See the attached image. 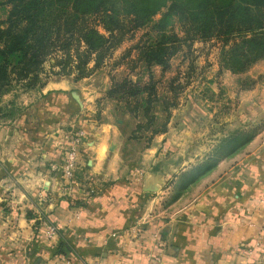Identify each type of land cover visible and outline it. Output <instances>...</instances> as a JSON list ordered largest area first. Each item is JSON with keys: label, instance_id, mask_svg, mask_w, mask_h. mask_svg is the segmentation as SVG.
Segmentation results:
<instances>
[{"label": "crops", "instance_id": "crops-1", "mask_svg": "<svg viewBox=\"0 0 264 264\" xmlns=\"http://www.w3.org/2000/svg\"><path fill=\"white\" fill-rule=\"evenodd\" d=\"M251 71L264 76V60ZM150 72L154 79L166 73L159 66ZM109 74L50 80L37 92L40 102L3 96L0 264H264V207L255 203L264 199V131L191 182L195 169L215 157L206 156L196 130L203 104L174 109L166 132L135 140L136 121L106 98ZM148 79L145 72L142 80ZM257 95V116L264 119V82ZM255 108L243 112V126H264ZM80 113L90 118L80 120L81 166L66 184L53 167L64 156L61 133ZM171 181L185 192L169 203ZM48 225L57 230L52 240Z\"/></svg>", "mask_w": 264, "mask_h": 264}, {"label": "trees", "instance_id": "trees-1", "mask_svg": "<svg viewBox=\"0 0 264 264\" xmlns=\"http://www.w3.org/2000/svg\"><path fill=\"white\" fill-rule=\"evenodd\" d=\"M4 4L9 11L6 19L0 20V99L14 86L23 90L41 86L43 65L58 51L63 57L55 64L61 74L68 75L73 70L77 79L87 77L104 64L126 36L162 14L153 26L155 38L133 46L136 57L128 69L132 73H136V67L141 69L136 79L123 76L112 80L106 92V98L135 119L131 132L135 140L146 133L150 142L166 131L170 112L177 106L176 91L171 86L170 95L160 97L158 81L150 69L159 66L166 72L183 45L217 40L221 44V68L232 74L245 73L264 60V0H7ZM168 18L177 19L183 36L167 32ZM145 72L147 82L142 80ZM3 111L0 105V117ZM157 112L162 114V120L157 118ZM253 137L254 134L232 137L218 159L195 169L191 182Z\"/></svg>", "mask_w": 264, "mask_h": 264}, {"label": "rangeland", "instance_id": "rangeland-1", "mask_svg": "<svg viewBox=\"0 0 264 264\" xmlns=\"http://www.w3.org/2000/svg\"><path fill=\"white\" fill-rule=\"evenodd\" d=\"M5 1L7 0H0V3H2V5H0V20H5L6 15L9 11V7L4 4ZM161 16V13L156 14L151 18L150 22L145 25V27L139 28L126 36L124 38V41L112 51L111 55L108 58L105 59L104 64L98 69L91 72L85 78L92 80L97 78L99 74L101 75L109 72V75L112 76V80H117L122 76H129L131 80L134 81L136 79V73L141 69L136 67V73H132L129 72L130 70H127L129 66H131L130 61L135 59L136 57V51L133 46L139 41L141 42L151 38H155L156 30L153 28V26L158 24ZM166 26L168 33H175L179 37L183 36L177 19L168 18ZM129 50V55L126 56V52ZM220 50L221 44L218 43V41L215 39L204 42L196 41L190 47L183 45L181 50L171 59L170 68L166 71V73L163 74L160 79H155L158 81L157 92L159 95L164 94L166 90L169 93V91L171 90V86L176 91L175 103H177V106L174 109L180 108L186 103H189L190 107L192 108L195 106L194 104L198 102L203 104V107L206 110L205 116L204 119H202L203 122L199 127H197L196 130L197 133L201 135L203 145L206 146L208 150L206 156L211 155L212 152L213 156H215L214 158L210 159L211 161L218 159V157L221 156L220 150H222V147L226 145V143L232 137L241 136L243 134H254V137H256L264 131V126L257 121H253L250 125L247 126H243V123L241 122L244 111L252 107H258L259 102L257 97H259V95H257V91L259 90V87L263 85L264 76H258L256 75V73L252 72V67H250L245 73L242 74H233L234 76L230 75L229 77L222 76L221 71L228 70L221 68ZM62 57V52L58 51L53 53L46 60L43 65V73L40 75L41 86L28 90H23L18 86H14L12 90L8 92H12L14 97L16 96V94H20L17 95V104L20 102V104H23V101H26L27 103L32 101L35 103V101L38 100L40 102L37 92L46 85V82L50 80H58L60 77H70L78 81L84 79H77L76 73L73 70L68 75L61 74L60 68L56 66L55 62L62 59ZM89 67H92V63L89 64ZM126 67L128 68L126 69ZM171 83L173 85H171ZM237 88H239V90L251 89V91L255 92L251 97H249V95L244 97L242 95L240 96L238 93L236 94L235 90ZM0 101L3 102V96ZM99 104L100 101L98 102V106ZM243 106H250V108L246 109ZM215 108L218 109L216 110ZM256 108L255 111L252 112V115H254V118H257L256 120L258 121L264 120L262 119L263 116H261V119L257 116L258 109L256 110ZM174 109L171 110L170 117ZM157 118L159 120H162V114L158 115ZM96 119L98 120L97 116ZM80 120L89 121L90 118L87 116H83L82 113L76 114L69 120L68 128L63 130V132L61 133L63 145L61 150L64 155L66 151L65 149L69 144V135L67 134L70 131L72 132L73 129L82 128ZM214 122H216L217 124H215ZM212 123L214 124L213 127ZM148 135L149 134L145 133L138 140L145 142L147 141ZM213 136H217L216 139H214ZM196 140L199 141L198 137L196 138ZM212 140L213 143L211 142ZM217 140L220 143H218ZM217 143L218 148L216 147ZM243 148L244 146L240 149ZM216 150H219V153L215 152ZM222 159L223 158H220L218 161H222ZM198 161L201 160H197V162ZM61 164L62 161L60 162V164H56V166H61ZM173 182L174 181H171L169 184V194L166 197V202L169 203H171L174 199L179 197V195L185 192L183 188L184 185L181 186L179 184L180 182L178 183L177 181L176 185L174 186ZM190 193L191 194H189L188 196L193 194L192 192Z\"/></svg>", "mask_w": 264, "mask_h": 264}, {"label": "built area", "instance_id": "built-area-1", "mask_svg": "<svg viewBox=\"0 0 264 264\" xmlns=\"http://www.w3.org/2000/svg\"><path fill=\"white\" fill-rule=\"evenodd\" d=\"M68 147L65 149V155L62 160L61 166H54L53 169L58 171L62 180L66 184L75 182L76 172L80 170L81 160L80 152L84 146L85 132L82 128L73 129L68 132ZM259 206L264 207V199H258L255 202ZM57 230L54 226L48 225L45 228V236L47 240H52L56 237ZM90 264H102L100 260H93Z\"/></svg>", "mask_w": 264, "mask_h": 264}]
</instances>
